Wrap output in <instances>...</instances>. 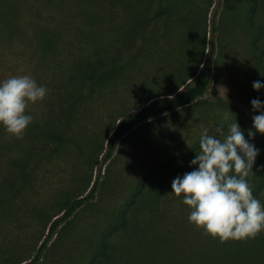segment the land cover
<instances>
[{
  "label": "rangeland",
  "instance_id": "374dc122",
  "mask_svg": "<svg viewBox=\"0 0 264 264\" xmlns=\"http://www.w3.org/2000/svg\"><path fill=\"white\" fill-rule=\"evenodd\" d=\"M13 2L27 21L28 38H11L0 31V82L29 75L46 87L47 94L28 104L25 114L33 120L22 139L0 125V264H165V211L188 216L191 212L183 194L172 193V181L198 167L191 161L199 152L203 130L216 136L222 122L236 120L245 139L260 150L247 180L254 196L255 186L262 192L259 201L264 206V135L253 128L252 118L259 112L251 105L253 99L264 103V87H252L254 81L264 84V0ZM4 5L8 4L0 9ZM215 9L209 89L191 106L129 132L99 169L118 120L164 98L165 87L180 80L183 67L192 71L206 59ZM194 24L199 33L190 31ZM114 60L117 72L108 84L72 115L58 113L60 100L67 105L64 93L81 84L77 78L82 69ZM48 128L62 137L41 134ZM250 129L253 139L248 137ZM99 171L94 198L56 229L33 262L51 223L68 202L87 196ZM262 239L264 231L254 239L228 240L224 245L218 244L219 238H202L204 256L195 264L217 263L211 261L215 246L221 255L234 249L246 253Z\"/></svg>",
  "mask_w": 264,
  "mask_h": 264
},
{
  "label": "clouds",
  "instance_id": "9594fccd",
  "mask_svg": "<svg viewBox=\"0 0 264 264\" xmlns=\"http://www.w3.org/2000/svg\"><path fill=\"white\" fill-rule=\"evenodd\" d=\"M252 87L259 91L264 84L254 81ZM46 94V87L38 86L29 75L0 82V125L22 139L33 120L25 114L28 104L42 101ZM251 105L259 112L252 118L253 128L264 135V103L253 99ZM215 131L216 136L203 130L199 152L191 161L192 166L198 167L176 177L171 184L172 193L177 197L183 194V203L191 208L189 222L221 243L254 239L264 231V206L254 198L247 178L253 173L260 150L245 139L236 120L227 125L220 123ZM255 132L248 130L249 139L254 138Z\"/></svg>",
  "mask_w": 264,
  "mask_h": 264
},
{
  "label": "trees",
  "instance_id": "16d2710c",
  "mask_svg": "<svg viewBox=\"0 0 264 264\" xmlns=\"http://www.w3.org/2000/svg\"><path fill=\"white\" fill-rule=\"evenodd\" d=\"M18 1L24 2L25 0ZM217 1L219 3L221 0ZM211 3L209 6H211ZM2 4L8 5H4L5 8L0 9V31L9 34L11 38L21 37L22 35L24 38H28V34L24 30V25L27 21L25 20L23 13H21L22 11L20 10L18 3L13 2V0H0V5ZM31 9L32 6L29 7L27 11H32ZM216 11L217 9L213 11L211 20L209 48L206 54V59L203 61L201 58L198 65L192 69V71H190L188 66L183 67L181 69L182 72L180 71L181 73L179 74L180 80L177 82L172 80L173 83H170L165 87L167 90H165L164 98H161L158 101H151L118 120L114 131L107 140L106 150L102 156L99 169H101L102 164H105L111 158L118 141L128 135L129 132L133 131L138 126L149 123L163 114L172 113L191 106L199 101L209 89L212 81L213 57L215 55L216 46L214 40V33L217 29L215 24L217 15ZM190 31L199 33L200 27L197 24H194L193 27L190 26ZM40 35L41 34L39 33V36ZM201 35L204 40L206 36V27H204ZM192 37H194V34L191 35V38ZM38 45L41 46L40 41H38ZM205 50V46H203L202 56ZM117 65V62L114 60L109 63L101 62L97 67L90 65L82 69L81 74H79V77L77 78L80 80L81 84L77 83L78 85H76V87H72L64 93V95H66L67 105L64 106L63 102L60 100L58 113L60 112V114L69 116L72 115L73 110L77 106L83 105L90 97H93L94 91L103 85L108 84V82L113 79L114 74L117 72ZM169 77L172 79L174 74ZM193 77L194 79H192ZM186 83L187 85L182 88ZM41 132V134H46L49 138H56L57 140L62 137L59 131L51 128H48V132L46 130H42ZM54 149L56 150L57 146L52 148L53 151ZM19 170L24 172V167L20 166ZM171 176L172 174L169 172L168 178ZM100 177L101 175L99 171L87 196L79 200L68 202L65 205L62 209L63 213L51 223L49 233L36 253L33 262H36L41 257L48 242L55 234L56 229L62 224L68 223L77 210H79L87 201L94 198L100 184ZM168 178L166 174L165 183L169 182ZM252 184L255 186L254 183ZM255 188L258 196L253 195L254 198L263 200V198L260 197L262 196V192L257 189V186H255ZM186 216L188 218L187 213L172 215L170 212L165 211V264H195V261L199 260V256L202 254L204 256L205 252V249L200 246L199 241L202 238L211 241L214 239L211 235L205 234L203 228H197L194 224L189 227L186 223L188 220ZM217 242L219 245H224L226 243H221L218 240ZM215 249L216 251L213 260H211L213 262L217 261V263L214 264H264V239L256 244H251L246 253L234 249L232 253H224L221 255V248L215 246ZM208 260L209 259H204L206 263Z\"/></svg>",
  "mask_w": 264,
  "mask_h": 264
}]
</instances>
